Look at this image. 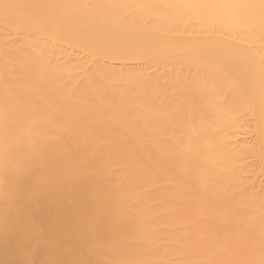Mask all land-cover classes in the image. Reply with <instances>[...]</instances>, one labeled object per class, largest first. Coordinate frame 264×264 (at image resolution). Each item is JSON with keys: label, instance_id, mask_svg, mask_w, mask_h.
<instances>
[{"label": "bare ground", "instance_id": "1", "mask_svg": "<svg viewBox=\"0 0 264 264\" xmlns=\"http://www.w3.org/2000/svg\"><path fill=\"white\" fill-rule=\"evenodd\" d=\"M262 2L0 0V264H264Z\"/></svg>", "mask_w": 264, "mask_h": 264}, {"label": "snow or ice", "instance_id": "2", "mask_svg": "<svg viewBox=\"0 0 264 264\" xmlns=\"http://www.w3.org/2000/svg\"><path fill=\"white\" fill-rule=\"evenodd\" d=\"M233 7H240L239 5H235ZM262 7H264V2H262ZM40 192V188L38 185L32 184L29 187L25 188V194L27 196H32L34 194H38ZM26 264H30V262H26ZM60 264H112V262L107 260H96V261H90V260H68V261H61Z\"/></svg>", "mask_w": 264, "mask_h": 264}]
</instances>
